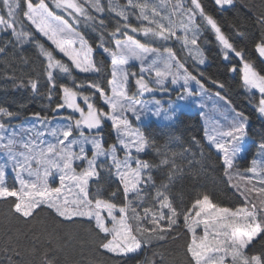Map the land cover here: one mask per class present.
<instances>
[{"label": "snow or ice", "instance_id": "6c2138e0", "mask_svg": "<svg viewBox=\"0 0 264 264\" xmlns=\"http://www.w3.org/2000/svg\"><path fill=\"white\" fill-rule=\"evenodd\" d=\"M214 3L221 9L235 6V0ZM106 15L109 20L115 18L111 31ZM256 22L264 29V0ZM209 30L225 58L229 53L240 58L243 87L254 99L253 90H257V111L264 115V74L244 59L243 50L230 42L201 0H159L158 4L150 0H0V57H6L10 48L14 54L23 52L26 45L35 48L42 61L49 100L59 87V102L52 111L68 113L53 120L37 112L32 114L34 123L12 125L10 121L18 113L0 106V200L13 198L10 214L34 221L42 209H47L59 226L87 225L97 253L119 260L138 255L154 242L184 238L175 255L154 250L137 264H264V251H251L253 241L264 234V136L249 166L243 170L238 166L241 142L248 135V117L233 110L230 120L224 116L226 127L215 122L205 130L223 176L237 197L234 206H222L199 191L188 202L180 195L177 203L171 189L177 175L184 172L185 165L177 163V156L183 152L171 151L167 142L157 144L134 125L148 115L175 119L174 104L155 99L157 91L168 96L175 92L177 100L197 95L190 82H195L201 93L206 91L186 62L190 57L200 65L205 63L198 41ZM91 33L97 34L95 40ZM173 42L181 45V51L186 50L184 59L170 46ZM255 49L264 58V33ZM97 51L110 58L106 86L93 80L77 83L73 72L99 75ZM133 61L138 62V72L129 70ZM3 62L7 65L6 60ZM231 70L236 71V66ZM59 73L72 76L70 84L57 85ZM6 78L14 81V87L30 88L33 93L41 87L39 75L18 83L14 73ZM169 83L179 87L169 89ZM212 83L224 88L218 81ZM145 94L153 99H144ZM215 95L231 104L220 92ZM97 97L104 107L97 106ZM105 121L110 122L116 137L107 146L100 134ZM150 148L156 160L142 158ZM192 163L189 160L186 166L191 168ZM196 163L203 170V163ZM101 171L117 182L107 197L103 186L92 188ZM157 174L161 175L159 181ZM29 231V254L39 256V260L23 259L18 250L19 233L10 229L2 249L7 264H59L57 253L73 239L61 236L58 227L37 231L31 225ZM42 236L44 244L55 241L57 246L41 251L38 245ZM87 264L98 261L90 259Z\"/></svg>", "mask_w": 264, "mask_h": 264}, {"label": "trees", "instance_id": "16d2710c", "mask_svg": "<svg viewBox=\"0 0 264 264\" xmlns=\"http://www.w3.org/2000/svg\"><path fill=\"white\" fill-rule=\"evenodd\" d=\"M120 2L124 3L125 0H120ZM170 2H174V0H170ZM150 3L158 4L159 0H150ZM201 3L205 7V11L218 21L222 30L237 50H243L244 59L251 62L261 74H264V59L259 56L255 49L256 43L260 41L262 33H264V29L256 22V15L261 10L262 0H235L234 7L225 6L224 9L215 5L214 0H201ZM104 18L108 23V30L111 31L115 26L112 22L115 18L113 17L112 20H109L107 15ZM131 22L134 25L137 24L134 18H132ZM197 22L199 23V18ZM78 30L85 31L83 28ZM88 31L91 32L90 29ZM238 33H243V35ZM96 35V33H91L93 40H95ZM138 37L142 39V37ZM111 43L109 41L107 46L110 47ZM198 43L204 52L206 62L203 65L186 62L189 69L193 70L200 79L204 80L211 91L220 92L222 96L231 102L235 109L248 117L247 133L249 135V145L245 151L246 158H240L238 161L239 169L243 170V160L247 162L254 157L256 146L261 137L264 136V117L259 115L255 108L259 98L258 92L253 90L256 93V98L254 99L252 93L243 87L242 62L240 58L233 53H229L228 58H225L222 55L221 46L210 30L204 32ZM175 50L178 57L182 58L181 52L177 48ZM95 58L100 62L98 63V67L101 69L99 75L73 72L72 76H75L77 83H87L89 80H93L102 86H106L107 79L110 78V58L102 55L99 51L96 52ZM25 59L27 63H25ZM5 60L7 65L3 62ZM234 65L236 66V71L231 70ZM41 67L42 61L38 57L37 50L30 45H26L23 52L17 50L15 54L10 48L6 57H0V106L7 107L9 110L18 113L16 118L13 119L14 121L22 120L28 115L37 112L42 116L57 115L52 109L59 102V87L56 88L52 94V99L49 100L47 86L41 74ZM13 73L17 78L16 83L20 80L27 82L29 76L35 78L39 75L41 80L39 91L33 93L30 88L14 87V81L6 78L13 75ZM200 73H203V76H200ZM72 76L59 73L57 75V85L61 83L70 84ZM212 81L222 83L224 88H219ZM96 103L98 106H103L98 97ZM65 112L62 111L61 113ZM142 130L150 138H153L157 144L163 145L167 142L171 151L183 152L182 156H177V163L185 165L184 172L182 175H177L171 189L177 195V203H179L178 198L180 195H183L185 201L188 202L197 191L208 193L214 202L222 206H234L238 202L237 197L234 195V190L228 185L226 178L223 176V169L215 150L209 146L205 139L203 122H201L197 112L183 111L172 122L161 123L151 120L143 123ZM100 133L105 144L116 140L110 122L105 121ZM185 149L188 151H185ZM142 157L150 160L157 159L151 148L148 150V154L142 155ZM189 160L193 161L191 168L186 166ZM196 161L203 163V170H201V165L196 163ZM160 178L161 175L157 174V181ZM97 184L103 186L105 197H107L109 191L117 186L115 178L106 171H101L99 179L92 181L93 190ZM12 199L10 198L8 201L0 200V264H7L2 249L6 241V233L10 229L19 233L21 247L18 250L21 251L23 259L26 262L39 260V256L34 257L29 254V250L32 247V232L29 231L31 225H35L37 231L42 229L51 231L53 227H58L61 236L69 235L73 238L67 247H63L57 253L59 264H87L90 259L97 260L98 264L100 262H103V264H137V261L144 260L146 253L151 256L152 251L159 250L175 255L184 244V238L173 241L169 237L167 241L154 242L151 248L142 249L138 255L128 260L99 255L95 248L93 236L87 231V225L64 224L59 226V222L47 209H42L34 221L17 219L9 212ZM182 230L183 226L181 224ZM44 239V236H42V244L38 245L41 251H43L44 247L55 248L57 246L55 241L51 245L44 244ZM262 244H264V234H261L253 241L251 251H264ZM13 258L18 259L17 257Z\"/></svg>", "mask_w": 264, "mask_h": 264}, {"label": "rangeland", "instance_id": "374dc122", "mask_svg": "<svg viewBox=\"0 0 264 264\" xmlns=\"http://www.w3.org/2000/svg\"><path fill=\"white\" fill-rule=\"evenodd\" d=\"M129 34H131V33H129ZM136 38L140 39L138 36ZM141 40H142V42H145L143 40V38ZM170 46H172L174 48V50L177 48L181 52V55H182L181 59L185 58L186 50L181 51V45L179 43L173 42V43L170 44ZM222 55L224 56L223 51H222ZM187 62H189V63L192 62V63H197L198 64V62L194 61L190 57L187 58ZM205 62H206V57H205ZM128 67H129L130 71H137V72L139 71L138 62H134V61L130 62V65ZM189 70L193 72V70H191V69H189ZM193 75H196V74L193 72ZM197 78L200 79L198 76H197ZM200 80L205 85V89H206V91L203 92V93L200 92V90L196 86L195 82H190L189 86L192 88L193 92H195L197 94L195 96L187 97L184 100H177L175 92H172L171 96H168L165 93H161V92L157 91V93H156L154 98L155 99H160L162 102L169 101L170 103L174 104L175 109H176L175 117L179 113H181L183 111L197 112L199 117H200L201 122H203L204 132H205L206 129L211 128L215 122H219V124L224 125L226 127L227 126V122L224 120V116H228L229 120H230L232 115L234 114V111L235 112H241V111L235 109L231 104L230 105L227 104L225 102V100H221L219 97H217L215 95V93L217 91H214V92L211 91L208 88V86L206 85V83L204 82V80H202V79H200ZM167 86L169 87V89H171L173 87H179V85H171L170 83ZM132 91H134V89ZM86 93H87V91H86ZM130 94H131V92H130ZM136 98L137 99H141L140 96H137ZM143 98L144 99H153V97L151 95H149V94H145ZM164 106L167 107L168 105L165 104ZM98 107H104V105L103 106H98ZM255 108L257 109L256 106H255ZM105 111H107L106 107H105ZM257 113H258V111H257ZM67 114L68 113L65 112V113L57 114V115H54V116H47V117L55 120L58 115L62 116V115H67ZM259 115H261V114H259ZM43 116H45V115H43ZM261 116L264 117V115H261ZM151 120H154V121H157V122H161V123L162 122H172L173 121V120L168 121V120H164L163 118H157V117L148 115V116H145L144 118H142V121L139 122V123L134 121V125L137 126L138 128H140L141 131H143L142 130L143 123H147V122H149ZM34 122L35 121L32 119V114L28 115L26 118H23L22 120H18V121L11 120L10 121V123L12 125H19V124H22V123L23 124H29V123H34ZM205 139H206V137H205ZM114 142L115 141L109 142V143L105 144V146H107L110 143H114ZM248 145H249V135H247L245 137V139L241 142V147L243 149L242 152H241V158H246L245 157V154H246L245 151L247 150ZM90 154L91 153H89V155ZM120 155L122 156L123 153L121 152ZM249 161H250V159H249ZM249 161L246 162V161L243 160L242 167L246 168L247 166H249V163H248ZM9 180H11V174L9 175Z\"/></svg>", "mask_w": 264, "mask_h": 264}]
</instances>
